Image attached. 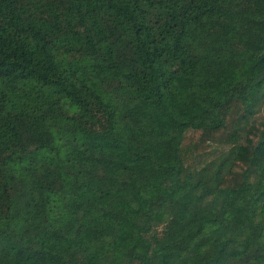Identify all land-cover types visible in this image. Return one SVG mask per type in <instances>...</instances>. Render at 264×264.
<instances>
[{
    "label": "trees",
    "instance_id": "16d2710c",
    "mask_svg": "<svg viewBox=\"0 0 264 264\" xmlns=\"http://www.w3.org/2000/svg\"><path fill=\"white\" fill-rule=\"evenodd\" d=\"M0 264H264V0H0Z\"/></svg>",
    "mask_w": 264,
    "mask_h": 264
}]
</instances>
